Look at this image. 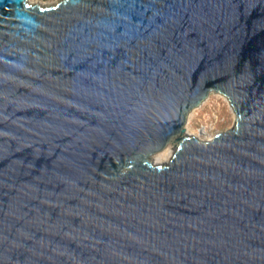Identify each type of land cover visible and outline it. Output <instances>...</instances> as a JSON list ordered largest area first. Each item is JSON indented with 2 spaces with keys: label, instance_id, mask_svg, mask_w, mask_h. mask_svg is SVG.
<instances>
[{
  "label": "water",
  "instance_id": "95a60500",
  "mask_svg": "<svg viewBox=\"0 0 264 264\" xmlns=\"http://www.w3.org/2000/svg\"><path fill=\"white\" fill-rule=\"evenodd\" d=\"M0 264H264V0H0Z\"/></svg>",
  "mask_w": 264,
  "mask_h": 264
},
{
  "label": "rangeland",
  "instance_id": "374dc122",
  "mask_svg": "<svg viewBox=\"0 0 264 264\" xmlns=\"http://www.w3.org/2000/svg\"><path fill=\"white\" fill-rule=\"evenodd\" d=\"M32 1L41 2V3H44V4H49V3L54 4V3H57V2H59L61 0H32Z\"/></svg>",
  "mask_w": 264,
  "mask_h": 264
},
{
  "label": "bare ground",
  "instance_id": "6f19581e",
  "mask_svg": "<svg viewBox=\"0 0 264 264\" xmlns=\"http://www.w3.org/2000/svg\"><path fill=\"white\" fill-rule=\"evenodd\" d=\"M31 2H34V1H32V0H30ZM34 3H36V2H34ZM46 5H51V3H49V4H46Z\"/></svg>",
  "mask_w": 264,
  "mask_h": 264
}]
</instances>
